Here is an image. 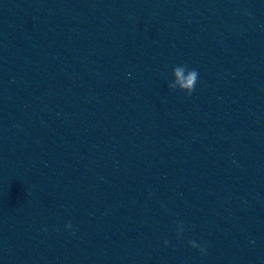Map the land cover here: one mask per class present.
<instances>
[{
    "label": "clouds",
    "instance_id": "9594fccd",
    "mask_svg": "<svg viewBox=\"0 0 264 264\" xmlns=\"http://www.w3.org/2000/svg\"><path fill=\"white\" fill-rule=\"evenodd\" d=\"M173 79L168 83V88L172 91L179 90L186 93L188 96H191L195 91L197 80H198V71L196 69H189L184 64H179L173 67L172 69ZM65 227L67 229L72 228L71 221L66 222ZM185 231V226L183 222H178L176 224V234L177 238H180ZM165 245L168 244V241H164ZM188 244L191 248L197 249L203 254L206 249L201 247L195 240H189Z\"/></svg>",
    "mask_w": 264,
    "mask_h": 264
}]
</instances>
